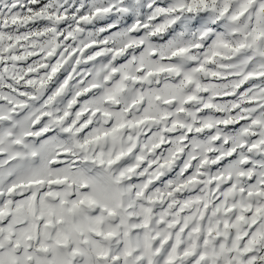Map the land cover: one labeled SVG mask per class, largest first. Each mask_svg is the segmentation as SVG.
<instances>
[{
  "label": "snow or ice",
  "instance_id": "1",
  "mask_svg": "<svg viewBox=\"0 0 264 264\" xmlns=\"http://www.w3.org/2000/svg\"><path fill=\"white\" fill-rule=\"evenodd\" d=\"M0 264H264V0H0Z\"/></svg>",
  "mask_w": 264,
  "mask_h": 264
}]
</instances>
